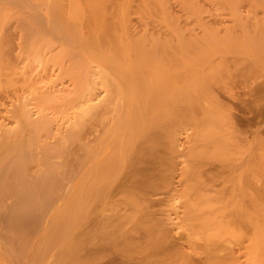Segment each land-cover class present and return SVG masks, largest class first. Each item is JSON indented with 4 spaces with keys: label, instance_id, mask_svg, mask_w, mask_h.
I'll return each instance as SVG.
<instances>
[{
    "label": "bare ground",
    "instance_id": "6f19581e",
    "mask_svg": "<svg viewBox=\"0 0 264 264\" xmlns=\"http://www.w3.org/2000/svg\"><path fill=\"white\" fill-rule=\"evenodd\" d=\"M55 1L53 0V2H55V3H52L51 6H47V5H45L46 3H43L46 6L44 10L47 9L46 10L47 12L51 11L53 13V15H52L53 18L51 16H50V18H52L51 22L54 25V27L56 26L55 27L56 29L53 28L54 30H56L55 32L61 33L64 36V38H66L65 42H67V40H69L72 43L77 44V46L79 45V47L81 45L82 46L81 48L86 47V52L89 49L90 55L91 56L93 55V58L94 57L97 58L98 61L101 60L99 62L103 63L104 66L107 64L106 65L107 68L110 67V69H115V72L117 71L118 75L116 73L114 76L115 77L118 76L119 78L114 77L115 80H111V82H113V83H110V80H109V83L113 84V85L109 86L108 85L109 83L107 84L108 79L106 78L107 81H105L104 76H102V77H103V81L106 82V83H103V84H106V86L104 85V88L110 87L112 89L111 90L109 88L110 91H113V93H115L116 97H118V99L120 100V103H122L121 104L122 105V108H121L122 109V113H121L122 115H119V113H120V111H119V113H118L119 116L118 115L117 116L119 117L120 120L119 119L117 120L115 117L116 120H114V123H116L117 125L114 124V125H116L115 127H113L114 125H112V128H114V129H112V128L110 129V127H109L108 128L109 130H108L106 128L109 132V135L107 134L108 136L106 135V137H104L105 135H100L103 138L99 139V141H97V144L95 146L90 145L91 147L89 146L90 148L88 150L86 149L87 150V157L85 158V159H87L86 163L84 162L83 164H81L79 166L80 168L83 167L82 169H84V166H85L86 170L84 169L85 172L84 171L82 172V170H80L82 172V175H81L82 177L79 175L78 177L79 178L81 177V178L80 179L78 178L79 180L76 178L77 181L75 180V183H71L70 181H67V180L74 179L73 174H71V173H73V171L71 173L67 174L68 171L65 168L67 166L65 164H68L70 162L66 163L65 161H67V160L62 161L65 164L61 162V160H62L61 156L62 157L64 156L63 160L65 159V155H64L65 151L63 153V151L61 149V147L64 145H63V143H61L59 141V140H61V135H60V138L58 137L59 143L62 144L61 147L57 146V142H56V146L54 145L55 148L53 147V145L51 146L52 148L48 147V145H47V148H45V146H44L43 149H41V147L39 146L40 149L43 150V153H42V158L38 159V160H40L38 166L42 165V168L43 167L44 168L42 169L40 167L41 170L40 169L35 170L36 166L33 167V165H31V163L33 164L35 162V161H33V157H32V155H33L32 154V150H33L32 146L37 140H35L33 143H31L34 140L33 136L31 138V134L28 135L29 133H32V131H29L30 128L32 127V123L28 122L29 120L27 119L29 114H27V112L25 110H24L25 112L23 111L24 106H22L23 108L21 107L22 108L21 110L23 111L22 112L20 109H18L19 107L16 109H15V107L13 108L12 106H14V105H12L13 104L12 102L9 103L10 104L9 107L11 109L12 108L14 109V110L12 109L10 112H12V111L16 112L17 111L16 114L18 115V118L22 116L21 114H24V115L22 116V121H19V122H21L20 126H18L19 125L18 124L16 127H13L14 126L13 125L12 126L13 128L11 127L13 130L10 129V127L8 128L10 130L6 129L5 127H4L5 130L0 129L1 130V132H0V234L3 235L4 239L6 240L5 241L6 243L4 242L5 246H3L5 248L0 247V259H1V261H3L2 260L3 257L5 258L4 260H6L10 251L12 252L14 250L13 249L14 245L15 246L18 245V249H20V250H17V252H19V251L21 252L24 249L25 244L27 245L28 240H30V241L32 240L29 238L33 237L34 235H36L37 233L42 231L40 234H43V236L44 235L46 236V238L44 236V238H45L44 242H46V244L43 243L44 246L41 245L43 247V251H41L42 247H41V249H39L37 247V244H36V247L39 250L35 247L37 249V254L36 253L35 254L38 255V252H39V257H40V254H42V255L45 254L46 253V252H44L45 248L47 246L51 245L52 248L53 247L58 248L59 251L58 250L57 251L59 253L55 250L57 252V254L62 255V257H64V258L67 257L68 259L70 258V260L72 259L71 260L72 262H70L72 264H73V262L75 264H95V262L98 263L97 260H100L101 257H100V255H97V253H94L93 256L91 255L92 257L88 254L91 258H89L87 261L85 259L86 262L83 261L84 263H82V260L80 261L77 258L79 250L81 249L80 246L82 247V245H80V244H82L84 242L83 240H85V239L82 240V238L80 239V237H76L77 240H73V238L71 237L72 238L71 240H69V238H68V240H66V237L71 235L70 231L72 229L74 230L76 228L75 226L78 227L79 223H81L82 221L84 222L88 215H90L92 213L95 214L96 208H98V211H99V209L102 208V212H100L101 211L100 210L99 212L97 211V213L95 215H93V216H96V218L100 217L99 218L100 221H98L99 223L96 222V224H99L97 227L98 228L100 227L99 230L107 229V231L105 233L106 235L111 234L114 237H116L117 233L113 232L116 230V228L114 230L110 229L111 231H108V229L110 228L109 226L112 225V227H113V223H119L120 225L124 224L123 222H128V221H130V223H133L132 220L134 219V221H135V219H136L137 221H135V222L138 223V224L136 223V225L138 226V229L140 230V228H142V226L140 227L139 225H143L144 221L145 222L146 221L152 222V220H150V219H152L154 214L153 213L151 214L152 211L149 210V208L151 207L150 204L152 205V203H149L150 199L148 196L149 195L151 196V194H149L148 192L151 191L150 189H153L154 192L156 191L155 188L159 187L158 183L156 184V182L158 180H159V182L166 181V178H164V175L161 174V173L166 172L161 167L162 164L164 163V160L163 161L160 160L159 155L161 156L162 153L157 152V149L159 147L161 148L160 149L161 151L163 149L164 150L168 149L171 146V144L173 143V141H175L176 135L182 136V135H179V133L182 131L187 132L186 129L190 130L187 127L191 126V124H193L192 126L194 127V125H195L194 123H196V125H195L196 127H194L195 128L194 130H196L198 127L199 128L196 131H194L196 133L194 135V143H193V139H192L190 144H188L190 149H189V152H188V150H187V152L191 157L193 156L192 159L197 161V163L194 161L195 162L194 165H196L197 167L198 166L200 167V164H201L200 161L205 160V158L211 157V159L216 160L218 169H215V170H217V175L215 174L216 172H214L213 174H214V176L216 175L215 180L216 179L218 180V183L216 182L218 184V189L216 191L217 192V195H216L217 199L216 200H218V201H216V200L215 201L218 202L219 209H218L217 205H216L217 207H214V208H217L218 211L222 212L223 216L222 215L221 216H222V219H223V217H224V219H226L225 223L228 224L230 226V228L237 227L240 224H243L242 226H244L246 223L250 224L251 221H254L253 220V219H255L254 217H257V216H255V214L258 213L259 209H260L259 212H262L259 214L260 215L263 214L264 213L263 212L264 211V152H263L264 151V138L262 139L261 137L264 136V126L262 127V129L259 130L258 129L259 125H258V126H256L257 127L256 130L254 129L255 131H252V129H253L252 126L251 125L247 126V125L248 124L253 125V123H250V121H247L248 124L246 126L242 125L243 126V127L241 126L242 128L239 126L240 129L238 128L237 129L238 131H237V130H235L236 128L234 129L232 127V124H231L229 126L230 132H228V133L226 132L227 134L225 135V132L223 131V129L226 131L227 126L224 124L226 123L229 125V123L224 121L225 118H222V119H224L223 122H225V123L223 124V122L221 121L220 126H223V125L225 126V128H223L221 130L224 132V135L220 134L221 137L219 136L218 139H217V137L214 138L215 136L212 138V140L214 139V143H213V141L211 143H212V147L214 146L215 151L213 153H208L209 151L207 152V148H208L209 143L207 144L204 142L205 141L204 136H202L203 132L200 128H203L204 126L206 127L207 124L209 123V118H208L209 113L205 114L204 112H202L204 114V116L202 115V113H200L202 115L200 117H202V118L199 117L200 118V120H199V118L197 117V119H196L197 121L193 118V114L195 116L194 111L198 112L200 109L198 100H199L201 94L208 91V87H209L210 82L214 81V79H216L218 77L217 76L218 71L214 68L215 66L211 67L212 64L209 63L210 55L212 53H214V51L219 52L218 50H220V48H221L215 42L216 41L215 36H214V39L212 37L205 36V38H203V40H201L200 42H195V41L190 40V39L182 40V38L181 39L177 38L178 39L177 42H174V43H172L173 40L170 41L169 39H168L169 41L168 40H163V41L158 40V42L155 41V43H154V35H153L154 33L153 34L144 33V35H141L140 37L139 36L138 37L132 36L133 39H130L129 37H131V35L129 34L130 36H127L128 28H125V27L127 26V19H128L127 18V9H128V5H130L131 0H79V5L77 4L78 0H72V1L70 0V3L68 2V4H66V7H64L63 2H61V0H55ZM179 1L184 3L187 10L190 11L189 10V7H190V5H189L190 1L189 0H179ZM226 1H229V3L235 4V3L240 2L241 0H226ZM246 1L249 2L250 4H252L253 7L256 6L255 2L257 0H246ZM42 2H45V1H42ZM164 2H165V0H139L137 12L141 15L148 14L149 16H152L154 18V20H156L155 16L159 15L160 16L159 19L161 22L162 21L165 22L169 28H176L175 21H174L173 17L171 18L166 12V9L164 7ZM43 4H42V6H43ZM80 4H81V6H80ZM65 10H67L68 12L66 13ZM48 14L50 15V13H48ZM81 23H82L83 27L81 26L82 31H79L77 28H78V25H80ZM253 28H264V21L258 22V23L256 22L253 25ZM85 29H86V31H84ZM80 32H83L85 34H81ZM62 35H60V36H62ZM209 36H211V35H209ZM231 41H233V40H231ZM229 47L233 48L235 50H237V49L239 50L241 48L238 45L229 46ZM249 54H252L254 56L253 57L252 55H250L251 57H253L255 59L254 62H258V64H261L262 63L261 61H263V59H264L263 44L256 45L254 48H251V53H249ZM259 62H261V63H259ZM262 64H264V61ZM84 77H86V76H84ZM101 82H102V80L100 81V83ZM114 82H115V84H114ZM103 84L101 83L102 86H103ZM90 85H93V84H90ZM106 88L104 91L106 96L103 95L102 97L103 98L105 97L104 99L108 100L110 97L109 98L107 97L106 92H108L109 90ZM210 88H211V85H210ZM210 88H209V91H211ZM86 90H88V88ZM110 91L108 94L109 96H110ZM38 93H40V92H38ZM22 94H25V93H22ZM84 95H85V93H84ZM82 97H83V95H82ZM17 98L19 99V96ZM22 98H23V96H22ZM79 98H80V96H79ZM18 99H17V101L20 102V100H18ZM104 99H101L102 101L100 99H98V103H99V101H101L100 104H104V103H102L103 101H105ZM110 99H112V98H110ZM23 100H24V98H23ZM114 100H115V98H114ZM121 100H122V102H121ZM35 101H37V100H35ZM199 102H200V100H199ZM252 102H254V101H252ZM120 103H117V104H119V110H121L120 109V107H121ZM112 104H113V102H112ZM20 105H25V104L23 102V104H20ZM97 105H95L94 107L96 108ZM226 105H224V106L226 107ZM248 105H250V104H248ZM17 106H18V104H17ZM100 106L101 105H99V107ZM219 106L221 107V105H219ZM224 106H222V107H224ZM86 107H87V105H86ZM89 107H91V106H89ZM258 107H259V105H258ZM258 107L256 106L257 111H255L256 113H254V117L252 118V122H254L255 124H258L261 122L264 123L263 122V120H264V108H258ZM117 108H118V105H117ZM226 108H228V107H226ZM203 110H205V109H203ZM218 110H219V108H218ZM228 110H229V108H228ZM20 111H21V113H19ZM201 111L202 110H200L199 112H201ZM222 111L225 114L224 110H222ZM14 112H12V113L15 116ZM114 112L116 113V111H114ZM8 113H6V114H8ZM35 113H38V112H35ZM19 114L21 116H19ZM25 115H28V116H25ZM24 116L27 118L23 119ZM227 116L228 115L225 114V117H227ZM213 117H214V115L212 116V118ZM212 118H211V120H212ZM8 119H9V117H8ZM16 119H15V121H16ZM227 119H229V118H227ZM23 120L25 121L24 123H23ZM71 120L74 121V122L70 123V124H72L71 128H72V126L74 128V124H76V122H78V124H81L80 127H78V128H81L82 122L79 123V121L75 122V120H73V119H71ZM11 121H13V120H11ZM227 121H229V120H227ZM3 122L7 123V121L5 122L4 120H3ZM16 122L18 123V121H16ZM26 122H28V124L29 123L30 124L28 125ZM40 122H42V121H40ZM47 122H48V120H47ZM189 122H193V123H189ZM43 123L44 124H42V125H45L44 121H43ZM210 123H212V122H210ZM246 123H244V124H246ZM24 124H27V125H24ZM35 124H36V121L33 125H35ZM22 125L25 128V130H26L25 126H31L30 128L27 127V129L29 128V130H28L29 132L27 134L28 136H27V138L25 137L27 140L26 139L22 140L21 138H19L21 136L17 137L18 127H19V135H21L20 131L24 130ZM69 125H67V126L69 127ZM253 126H255V125H253ZM39 127L40 126H38V129H39ZM246 127L248 129L247 131H249V132L246 131ZM15 128H16V131H15ZM21 128H23V129H21ZM35 128L37 129L36 126H35ZM244 128H245V130H242ZM32 129H33V127H32ZM36 129H34L33 131H36ZM41 129H42V127H41ZM45 129H46V127H45ZM205 129H207L209 131L210 128L206 127ZM25 130L23 132L27 131V130L26 131ZM73 130L75 131V129H73ZM203 130H204V128H203ZM239 130H241V131H239ZM208 131H207V133H208ZM40 132H41V130H40ZM191 132L192 131H190V133ZM194 132H193V134H194ZM36 133H37V131L34 132V134H36ZM246 133H247V135L249 134V136H253V137H251V138H253L252 141H251V139L248 140L249 136H247ZM74 134H76V133H74ZM186 134L188 136V133H186ZM193 134H190L191 138H193L192 137ZM228 134H230L231 136L229 137ZM70 135H71V137H73L72 134H70ZM34 137H35V135H34ZM76 137H78V136H76ZM97 137H98V135H97ZM17 138H19V139H17ZM44 138H45V136L43 134V139ZM79 138H80V136H79ZM186 138H184V140ZM206 138H208V137H206ZM43 139H41V140H43ZM63 139H65V138H63ZM216 139H217V141H215ZM72 140H73V138H72ZM74 140H76V139L74 138ZM187 140H189V139H187ZM67 142H69V140ZM215 143H217V144L215 145ZM40 144H42V143L40 142ZM51 144L49 143V145H51ZM68 147H69V145H68ZM172 147H173V144H172L171 148ZM176 147H177V145H176ZM242 148L245 150V151H243L245 156L242 154V152H240V149L243 150ZM170 149L167 151H170ZM162 152H165V151H162ZM157 153H159V155ZM39 154H41L40 151H39ZM60 154H63V155L60 156ZM185 154H187V153H185ZM241 154L243 157H241ZM54 155H55V157H54ZM57 155L61 158V160L59 157H57ZM68 155L69 154L67 153V158H68ZM69 156L71 158V154ZM162 156H163V154H162ZM39 157H41V155H39ZM49 157L50 158L52 157V158L50 159ZM163 157H161V158H163ZM48 158L50 159V161H48ZM53 158L54 159L59 158L60 164L56 165L54 160L52 161ZM73 158H75V157H72V159ZM169 158H167V159L169 160ZM174 159H176V158H173L172 160H174ZM59 160H56V161L59 162ZM75 161H76V158H75L74 162ZM37 163H38V161H37ZM37 163H36V165H37ZM169 163H168V165H169ZM191 163H192V161H191ZM61 164L65 167H62ZM194 165H192V166L194 167ZM212 165L215 166L213 163L212 164L209 163V167L213 168ZM30 166H32V167H30ZM69 166L71 167V165H69ZM69 166H68V168H69ZM187 167H189V166H187ZM193 167H191L190 171L191 170L192 171L191 172L189 171L188 174L185 171V169H184V171L186 172L187 175H191V176H189L191 181L193 179H195L196 181H199V183L200 182L202 183V180L198 177V171H197L196 167L194 169H193ZM30 168H31V170H30ZM32 168L35 171V173L32 170ZM37 168H39V167H37ZM167 168H166V170H167ZM59 170H61V171H59ZM160 170L163 172H160ZM215 170L213 169V171H215ZM70 171L71 170H69V172ZM187 171H188V168H187ZM185 172L183 174L181 173V175H180V177L182 176V178L184 179L183 180L181 178L180 181H183L184 183L178 181V182H180V184H182L184 186V187L182 186L184 189H182L181 193L184 195L183 192L190 190V192H187L185 194H187V195H188V193L191 194V192L193 191L192 189H194L193 192H196V193L199 192V189H196L199 187L193 188L191 186V185H194V187L196 186L193 182H191L192 183L191 185H188V184H190L189 183L190 180L188 179L187 175H185ZM174 173H175V171H174ZM213 174H210V175H212V177H213ZM66 175H68V177L70 175H72L71 179H68V177L66 179ZM162 176H163V179H165V180L161 179ZM167 176L168 175L166 174L165 177H167ZM169 177L170 176L167 177V180ZM73 181L74 180H72V182ZM213 181H214V179H213ZM65 182L67 184H65ZM69 182L71 184V187H70V185H68ZM204 182L205 181H203V184H204ZM199 183L197 182V185ZM67 185L69 188L67 187ZM156 186H158V187H156ZM198 186H201V185L199 184ZM65 187L68 189L67 193L62 189ZM201 187L202 188H200V189H203V191H205L203 186H201ZM210 188H212V186ZM62 190L65 193V195H63V196L60 195V193H62V192L59 193V191H62ZM146 190H148V192ZM210 190H212V189H210ZM144 191H146V193H148V194H146ZM58 193H59V195H58ZM143 193L146 194L144 197H143V195H144ZM199 193H201V191ZM140 194H142V195H140ZM201 194H204V192ZM201 194H199V197H198L199 200L194 195L195 198L197 199V201H199V202L201 200L200 199ZM140 197H143V198L148 197V199L146 198L145 200L148 201V202L147 201L146 202L148 203L149 208L147 207V203L144 202L145 200L143 198H141V199H143V202H144L143 204L141 203L142 200L139 201ZM183 198L184 197L182 196L181 199H183ZM190 198H192V197H190ZM202 198L204 200V197H202ZM7 199H10L12 201L8 200L11 203H9L8 206H5L6 204L4 205V202ZM188 199H189V197H188ZM207 199L208 198H206L204 201H206ZM210 199L212 200V197ZM210 199H209V201L207 200L209 203H211ZM154 200L155 199H153L151 202H153ZM190 200H192V199H190ZM190 200H188L189 203L190 202L192 203V201H194V200H192V201H190ZM195 201H194V203L197 202V201L196 202ZM203 202L201 201V203H203ZM153 203H155V202H153ZM194 203H192V204H194ZM122 204L126 207L124 208V206H122L123 208L121 207L120 209H123V210L125 209L126 210V211L124 210L125 213H121L122 210L120 212V209L117 208V207H120V205H122ZM214 204H217V203H214ZM3 205H4V207H7L5 211L3 210V208H4ZM100 205H103V206H109L110 205L111 208H107V207L104 208L103 206H101V208H100L99 207ZM191 205L188 204V206L191 208L196 207V206H191ZM127 207L132 208V210H133L132 214L130 212H129L130 215L126 214V212L128 211ZM184 207H185V205H183V211L185 210ZM51 209L53 210V212H50V214H49V210L51 211ZM193 210H196V209H193ZM198 210H200V209L198 208ZM103 211L104 212L105 211L111 212V213L110 214H106V213L103 214ZM130 211H131V209H130ZM187 211H190V210L187 209ZM256 211H257V213H256ZM184 212H186V211H184ZM214 213L216 215H218V213L216 211ZM138 214H139V217H138ZM188 214H190V213H188ZM192 215H193V213H192ZM211 215L212 214L210 213V216ZM219 215H220V212H219ZM219 215H218V217H219ZM204 216H206V215L202 214V219L205 218ZM140 217L141 218L144 217V221H142V223L139 224L138 220H140V219H138V218H140ZM183 217H185V214ZM197 217L199 218V216H197ZM197 217L196 218L193 217V218L197 219ZM258 217L260 218L259 215H258ZM190 218H191V216H190ZM200 218H201V216H200ZM224 219L222 222L225 221ZM45 220H46V223L48 220L52 222V224H51L52 226H50L51 228L48 227L50 229L49 230L47 229L48 231H46V232L44 229L41 231L39 230V232H38L37 229H40L39 228L40 225H42L43 221L45 222ZM187 220H188V218H187ZM49 221H48V223L50 224L51 222H49ZM135 222H134V224H135ZM77 223H78V225H76ZM153 223H154V221L152 222V224ZM225 223H223V224H225ZM49 224H47V226ZM84 224H86V223H84ZM45 225H43V226H45ZM88 225H90V224H88ZM144 225L150 226L151 223L149 225H147L145 223ZM94 226H96V225H94ZM114 226H116V225H114ZM121 226H120V228H122ZM145 226L143 228H145ZM219 226H220V224H219ZM245 226H247V225H245ZM249 226H250V229H252L251 227L253 225L252 226L249 225ZM249 226H247V227H249ZM254 227L258 228V226L257 227L254 226ZM263 227L261 229H264ZM41 228H42V226H41ZM203 228L204 227H202V229ZM81 229L82 228H79V230H81ZM95 229H97V228H95ZM150 229H152V232ZM84 230H82V231H84ZM131 230H133V229L131 228ZM153 230H154L153 227L149 228V231L153 234V236H156L154 234V232H156V231H153ZM118 231H121V229H119ZM136 231H137V229L135 230V232ZM149 231H148V233H149ZM86 232H89V231L86 230ZM135 232H133V233H135ZM222 232L223 231L221 230V233ZM248 232H250V231L248 230ZM81 233H83V232H81ZM95 233H96V231H95ZM120 233L122 234V232H120ZM40 234H39V236H40ZM158 234H160V232H158ZM230 234L231 233H229V235ZM74 235H76V234H74ZM78 235H79V231H78ZM106 235H105V237H106ZM119 235L120 234L118 233L117 238L120 237ZM43 236L40 239L43 240ZM91 236H93V233ZM103 236H104V234H103ZM103 236H102V238H103ZM150 236L151 235L149 234L148 237L151 239V237H153V236H151V237ZM37 237H38V235H37ZM129 237H132V236H129ZM164 237H162V236L160 237L161 243H163L162 240L164 241L165 238L166 239L164 242L167 241V235L165 238ZM170 237H171V235H170ZM259 237L261 238V236H259ZM137 238H139V237H137ZM162 238H164V239H162ZM168 238H169V236H168ZM155 239H157V238H155ZM155 239H154V237L152 238L153 245H155L154 244L156 242ZM81 240H82V242H81ZM125 240H127V239H125ZM160 240H158V242ZM174 240H175L174 238H173V240L170 239L169 241H171V243H169V241H168L167 243H169V244H167V243H165V244H167L166 248L169 247V245H171L170 248H173V250L175 252L174 248H179L180 243L178 241H176L177 239L175 240L176 242ZM2 241H4V240H2ZM91 241H93V240H91ZM111 241H112V238H111ZM114 241L117 242L116 240H114ZM128 241H130V240H128ZM133 241H134V239H133ZM137 241L139 242V240H137ZM150 241H148V242L150 243ZM99 242H101V241H99ZM152 242L150 243L151 245H152ZM88 243L86 242L87 246H88ZM124 243L127 244L128 242L127 243L124 242ZM130 243H132V242L130 241ZM159 243L158 244L156 243L157 246L159 245ZM107 244H105V245L102 244L101 246L103 247V245H104V247H105ZM115 244L117 245V243H115ZM120 244L122 245L123 243L120 242ZM2 245H3V242H2ZM34 245L32 246V244H31L32 247H34ZM92 245L93 244L91 243V245L88 248L90 249V247ZM97 245L99 246L100 244L98 243ZM109 245H110V243H109ZM162 245L164 246V244H161V247H162ZM38 246H39V244H38ZM98 246L96 247L97 249H98ZM125 246H127V245H123V246H121V248L122 247L124 248ZM93 247H95V246L93 245ZM109 247H111V246H109ZM131 247H130V249L132 250ZM147 247H148V245H147ZM52 248H51V250H52ZM121 248L119 247L120 250H121ZM158 248L160 249V246ZM36 249H34V252L36 251ZM99 249H101V248H99ZM224 249H225V247H224ZM230 249H229V252L224 250L226 253L222 254V256L219 255L220 257H217V258H219L220 264L221 263L222 264H228V263L232 264L235 260L239 259V257L236 259L237 255L235 256L234 255L235 252L233 253L232 251H230ZM85 250H87V248H85ZM93 250H96V249L94 248ZM93 250H92V252H93ZM146 250H147V248H146ZM232 250L234 251V249H232ZM40 251L43 253H41ZM100 251H99V253H100ZM164 251H166V249ZM56 252H54L53 254L56 255L55 254ZM134 252H135V249H134ZM157 252H158V250H157ZM157 252L154 251L153 253L156 254ZM216 252H217V250H216ZM222 252H223V250H222ZM21 253H20V256L23 257V255H21ZM30 253H31V251H30ZM80 253H79V256H80ZM113 253H115V252H113ZM124 253H125V251H124ZM127 253H129V251ZM160 253L159 254L162 255V252H160ZM172 253H173V251H172ZM120 254H122V253H119V255ZM123 254H122V256H123ZM33 255H34V253H33ZM42 255H41V257H43ZM117 255H118V252H117ZM119 255L117 256L119 258H117L116 256H114V257L109 256V257H111L109 259H108V257L107 258L105 257L107 259L106 260L103 258L104 260H106L105 262H102L103 260L101 258V260H102L101 263H103V264H122V263L125 264L124 262H126V264H134L135 263V262L133 263L134 260H127L128 255L126 257L127 261L124 259L125 257L119 256ZM131 255L133 256V254H131ZM148 255H147V257H148ZM174 255L175 256L177 255L180 258V261H182V259L185 261H188L187 259L189 258V257H187V255H184L182 252H178V251H177V254H174ZM174 255H173V259L171 258V260H173L172 263L175 262L174 261ZM198 255L200 256V254H198ZM238 255H239V253H238ZM9 256H8V258H9ZM124 256H126V255H124ZM170 256H171V253H170ZM170 256H169V258H170ZM17 257H19V256H17ZM39 257H35V258H38V262L35 259L36 262L34 264H37V263L39 264ZM138 257H139V255H138ZM145 257H146V255H145ZM155 257L156 256H154V258ZM178 257H175V259L177 261H178ZM31 258L29 260L32 261ZM56 258H57V255H56ZM58 258L60 259L61 257H58ZM64 258H61V260L58 259V261L59 262L61 261V264H62V260ZM154 258H153V260H152V258H150V259L152 261H154ZM205 258L208 259L210 257H205ZM135 259L137 260L138 258H135ZM141 259H143V257H141ZM141 259L138 260L137 264H139V263L142 264ZM150 259L148 258L145 260L149 261ZM156 259L157 258H155V261H156ZM65 260H67V259L65 258ZM163 260H164V258H163ZM171 260H169V261L171 262ZM192 260H193V262H191ZM8 261H9V259H8ZM43 261L40 259V262H43ZM55 261H57V260L55 259ZM143 261H144V259H143ZM160 261H162V260L160 259ZM165 261H166V259H165ZM180 261H178L179 263L178 262L177 263L182 264V263H180ZM145 262H144V264H145ZM156 262H155V264H156ZM163 262L164 261H162V263ZM166 262H168V261H166ZM188 262L190 264H199V263L201 264L204 261H201L199 258L198 259L197 258L192 259V257H190V261H188ZM207 262H206V264H209V262L208 263ZM162 263L159 262V264H162ZM0 264H2V263H0ZM32 264H33V262H32ZM47 264H48V262H47ZM51 264H52V262H51ZM152 264H154V263H152ZM165 264H167V263H165Z\"/></svg>",
    "mask_w": 264,
    "mask_h": 264
},
{
    "label": "rangeland",
    "instance_id": "374dc122",
    "mask_svg": "<svg viewBox=\"0 0 264 264\" xmlns=\"http://www.w3.org/2000/svg\"><path fill=\"white\" fill-rule=\"evenodd\" d=\"M39 1L40 0H0V124H1L0 129L5 130V128L8 129L9 127H10V129H12L13 127H16L18 124H19L18 126H20L21 122H19V121H22V116L24 114H21L22 116L19 114V116H21V117L18 118V115L16 114L17 111L16 112L12 111L15 113V116L10 111L14 107H15V109L19 107L18 109L21 110L23 108L22 106H24L23 111L25 110L27 112V114H29V116L25 115V116H28V118L24 116L23 119L27 118L29 120L28 122L32 123L33 129L31 126H25L26 130H27L26 131L22 125V127L24 128V130L27 133L23 132L24 130H22V131H20L21 135H19V127H18L17 137L21 136L19 138L24 140L27 138L28 135L31 134V138L33 136V139H34V140L32 139L33 141L31 143H33L35 140H37L32 146L33 147L32 157H33V161H35V162L33 164L31 163V165H33V167L36 166L35 170H37V169L41 170L42 165L38 166L39 161H40L38 159L42 158V153H43V150H41V149H43L44 146H45V148H47V145L50 148H52L51 146L53 145V147L55 148L56 142H57V146L61 147L62 146L61 143H63L64 146H62L61 149H62L63 153L65 151V154H64L65 159L63 160L64 156L63 157L61 156L63 154H60L62 160L58 155H57V157L60 158L61 162L65 161V160H67V161H65L66 163L70 162L68 164H65L64 162H62L65 165H67L66 167L63 166L62 164L61 165H62V167H65L67 169V171H68L67 174L71 173L73 171V173H71V174H73L74 179H72V180H74V181L73 182H72V180H67V181H70L71 183H75V180L77 181V179L79 178L78 176L79 175L81 176L82 172L85 169V166H84V169H82L83 167L80 168L79 166L81 164H83L84 162L86 163L87 159H85V158L87 157V150L91 147L90 145L95 146L97 144V141H99V139L103 138L100 135H105L104 137H106L107 134L109 135V132H108L109 129L108 128L110 127V129H111L112 125L116 124V123H114V120H116V119L118 120L119 119L118 116L122 115L121 114L122 113V109H121L122 103H120V100L118 99V97H116L115 93H113V91H110V89H111L110 87H109L110 89L106 88V87L105 88L110 91V96H109L108 95L109 91L107 90L108 91V92H106L107 97L108 98L110 97L112 99L109 98L110 100L108 99L109 100L108 101V100L104 99L105 97L104 98L102 97L103 95H105L104 85L106 86V84H103L106 82L103 81L102 76H104L105 81H107L106 78L108 79L107 84L109 83V80H110V83H113V82H111V80H115L114 75L117 73V71L115 72V69H110V67L107 68L106 63H105L106 65L104 66L103 63L99 62L101 60L98 61L97 58H95V57L93 58V55L92 56L90 55V50L88 48H87L88 50L86 52V47L81 48L82 47L81 45L79 47V45L77 46V44L72 43L69 40H67V42H65L66 38H64V36L61 33H57V32H55L56 30H54V29H56L55 28L56 26L54 27V25L51 22L52 18H53V16H52L53 13L51 11L47 12L46 11L47 9L44 10L46 7L45 5L51 6L52 3H55L56 1L55 0H54L55 2H53V0H41L40 2ZM42 1H45V2H42ZM189 1H190V4H189L190 5L189 10L190 11H188L185 4L180 2L179 0H165L164 7L166 9V12L171 18L173 17V19L175 21V26H176V28H169L165 22L160 21L159 15L155 16L156 20H154V18L152 16H149L148 14H145V15L139 14L137 12L139 0H131L130 5H128V9H127V18L128 19H127V26L125 28H128L127 36L131 35V37L132 36L133 37H135V36L140 37L141 35H144V33H146V34L147 33H149V34L154 33L153 34L154 35V43H155V41L158 42V40L163 41V40H168V39L170 41L173 40L172 43H174V42H177V40L179 38L180 39L182 38V40L190 39V40H193L195 42H200L201 40H203V38H205V36L212 37L213 39L215 36V39H216L215 42L221 48H220V50H218L219 52L214 51V53H212L210 55L209 63H211L213 65V66L211 65V67L215 66L214 68L218 71V75H217L218 77L216 79H214V81L210 82L209 87H208V91L204 92L205 94L204 93L201 94V96L199 98L200 102L198 100V103L200 106L199 111L200 110H202V111L201 112L198 111L199 113L197 111H194L195 116L193 114V118L196 120L197 117L199 118L202 115L204 116V114L202 112H204L205 114L209 113V115H208L209 123L206 126V127L210 128L209 131L207 129H205L206 128L205 126L203 127L204 130H203V128H200V129L203 132L202 136H204V140H205L204 142L207 144L209 143L208 148H207V152L209 151L208 153H213L215 151V149H214V146L212 147L211 142L213 141V143H214V139L212 140V138L215 136L214 138L217 137V139H218L220 134L224 135V132L226 135L228 132H230L229 126L231 124H232V127L234 129L236 128L235 130H237L238 128L240 129V127L242 125L246 126L248 124L247 121H250V123H253V125H255V126H253L252 124L247 125V126H250V125L252 126V128H253V129L251 128L252 131H255L257 128L256 126H258V125H259L258 126L259 130L262 129V127L264 126V123H262V122L258 123V124H255L254 122H252V118L254 117V113H256L255 111H257L256 106L258 107V105H259L258 108H264V64H262L264 59H263V61H261L262 63L259 62L261 64H258V62H254L255 61V59L253 58L254 56L252 54H249V53H251V48H254L256 45L263 44V47H264V28H253V25L256 22L258 23V22L264 21V0H257L255 2L256 6H254V7L252 6V4H250L246 0L245 1L241 0L240 2L235 3V4L229 3V1H226V0H189ZM61 2H63L64 7H66V4H68V2L70 3V0H63V1L61 0ZM43 3H46V4L44 5ZM42 4H43V6H42ZM77 4L79 5V0L77 1ZM80 6H81V4H80ZM65 12L67 13L68 11L65 10ZM48 13H50V15ZM50 16L52 18H50ZM81 26H82V23L80 25H78L77 29L79 31H82ZM84 31H86V29ZM80 33L85 34L83 32H80ZM60 35H62V36H60ZM209 35H211V36H209ZM131 37H129V38L133 39V37L132 38ZM231 40H233V41H231ZM234 45H238L241 48L239 50L238 49L235 50V49L229 47V46H234ZM250 55H252L253 57H251ZM117 75H118V73H117ZM84 76H86V77H84ZM115 78H119V77L117 76ZM101 80H102L101 83L103 84V86L100 83ZM110 83L108 84L109 86L113 85ZM90 84H93V85H90ZM114 84H115V82H114ZM210 85H211L212 89L210 88ZM87 88H88V90H86ZM209 88L211 91H209ZM38 92H40V93H38ZM22 93H25V94H22ZM84 93H85V95H84ZM82 95H83V97H82ZM16 96L17 97L19 96V99ZM22 96H23L24 100H23ZM79 96H80V98H79ZM112 96L115 98V100ZM17 99L20 100V102L17 101ZM98 99H100V100L104 99L105 101L102 102L104 104H100L102 100L99 101V103H98ZM35 100H37V101H35ZM252 101H254V102H252ZM10 102H12L13 103L12 105H14V106H12L13 107L12 109L9 107ZM23 102L25 105H20V104H23ZM112 102H113V104H112ZM121 102H122V100H121ZM117 103H120V106H121L120 109L121 110H119V104H117ZM17 104H18V106H17ZM94 104L95 105L98 104L97 105L98 107L96 106V108H95ZM116 104L118 105V108H117ZM223 104L224 105L227 104L226 107H228L229 110ZM248 104H250V105H248ZM86 105L88 108L86 107ZM99 105H101V106L99 107ZM219 105H221V107ZM89 106H91L92 108ZM222 106H224V107H222ZM217 107L219 108V110ZM203 109H205V110H203ZM222 110H224L225 114L228 115L227 117H225V114L223 113ZM21 111L19 113H21ZM114 111H116L117 114ZM119 111H120V113H119ZM35 112H38V113H35ZM6 113H8V114H6ZM118 113H119V115H118ZM200 113H202V115ZM213 115H214V117L212 118ZM8 117L10 120L8 119ZM115 117H116V119H115ZM200 118H202V117H200ZM200 118H199V120H200ZM211 118H212V120H211ZM222 118H225V120ZM227 118H229V119H227ZM15 119H16V121H18V123L15 121ZM71 119L75 120V122L76 121H79V123L82 122L81 128H78L81 125V124H78V122H76V124H74V128H73V126L71 128L72 124H70V123L74 122ZM226 119L229 121H227ZM3 120L5 122L7 121V123H4ZM11 120H13V121H11ZM39 120L42 122H40ZM47 120H48V122H47ZM223 120L225 122L229 123V125L226 124L225 122H223ZM35 121H36L37 125L36 124L33 125L35 123ZM43 121L45 122V125H42V124H44ZM221 121L223 122V124L225 123L224 125L227 126L226 131L223 129V128H225L224 125L220 126ZM24 122L25 121L23 120V123ZM28 122H26V123L28 124ZM210 122H212V123H210ZM263 122H264V120H263ZM189 123H193V122H189ZM244 123H246V124H244ZM27 124H24V125H27ZM194 124L196 125V123H194ZM67 125H69V127ZM116 125H114L113 127H115ZM192 125L193 124H191V126L187 127L188 129H190V130L186 129L187 132L182 131L179 133V135H182V136L176 135V139L172 143L173 149L171 148L172 144H171V146L169 145L170 147L168 146L169 148L167 147L168 149L162 150L165 152H162L160 150L161 149L160 147L157 149V152H161L163 154V156L165 155L163 157L161 153H160L161 156L159 155V153H157L160 157V160H162V161L164 160V163L162 164L161 167L166 172L161 173V174L164 175V178H166L167 182L166 181L159 182V180H158L156 182V184L158 183V186L160 188L158 186H156L158 188H155V190H156L155 192L153 189H150L151 190V191L149 190L150 192H148V190H146L149 194H151V196L149 195L148 197L150 199L149 203H152V205L150 204V206H151L150 208L152 210L148 207L149 206L147 203L148 201L145 200L146 198L148 199V197L143 198L146 194H148V193H146V191H144L146 194L143 193L144 194L143 197H140V199H139V201L142 200V202H141L142 204L147 201L146 202L147 207L149 208L150 211H152L151 214L152 213L154 214V216L152 215L154 218L152 217V219H150V220H152V222L154 221L155 224L154 223L152 224V222H148V221L145 222L144 217L138 218V219H140V220H138L139 224L142 223V221H144L143 225L145 223L147 225H149L151 223V225H152V226L150 225L151 227L144 225L145 228H143L144 227L143 225H139L140 227L142 226V228H140V230H139L138 226L136 225L137 222H135V221H137L136 219H135V221H134V219L132 220L133 223H130V221L123 222L124 224H121L122 226L119 223H113V227H112V225L109 226L110 228L108 227L109 228L108 231H111L110 229L114 230L116 228L115 231H113V230L112 231L116 232L117 235H118V233L120 234L119 235L120 237L117 238L118 237L117 235H116V237H114L111 234L106 235L105 233H106L107 229L104 230L101 228L102 230H99L100 227L99 228L97 227L99 224H96V222L100 221L99 220L100 217L96 218V216H93L98 211V208H96L95 214L92 213V214L88 215L86 220L84 222L82 221L83 223L82 222L79 223L80 226L78 225V223L76 224V225H78L79 228H82L81 230H79V228L77 226H75L76 228L74 230L72 229L70 231L71 235L66 237V240H68V238H69V240H71L72 238H73V240H77L76 237H80V239L82 238V240L85 239V240H83L84 242L82 244H80V245H82V247L80 246L81 249L79 248L80 249L79 253L81 252L80 256H79V253L77 256V258L80 261L82 260V263L86 262L89 258H91L94 255V253H97V255H100V257L102 258L103 261L100 258V260H97L98 263L95 262V264H103V263H101V261L105 262L107 260L106 259L107 257H108V259L111 258L109 256H113V257L116 256L117 257L119 255V253L123 254L125 251L123 256H122V254H120L119 256L125 257L124 259L126 260V257L128 255L129 259L127 258V260H134L133 263L135 262L136 264L138 263V260L141 259V257H143V259H144V261H143V259H141L142 264H144L145 261H146L145 264H149V263L155 264L156 261H157L156 264H159V262L162 263V261H164L162 264H165V263H167V264H178L179 263L178 261H180V258L177 255L176 256L174 255V254H177V251H178V252H182L184 255H187V257H189L187 259L188 261H190V257H192V259L193 258H195V259L199 258L201 261L205 262V263L203 262L204 264H206L207 261L209 262V264H220L219 258H217V257L222 256V254H225L226 252L224 250L229 252V249L231 248L230 251H232L233 253L235 252V254H234L235 256L237 255L236 259L239 257V259L235 260L234 261L235 263L233 262L232 264H264V229H261L264 226V213L261 214L262 215L261 216L259 213H262V212H259L260 211V209H259L258 213L256 211L257 214H255V213L254 214L257 217L259 215L260 218L254 217L256 220L253 219L254 221H251L250 224L249 223L245 224L247 226L253 225L251 227L252 229H250V226L249 227H247L245 225L242 226L243 224H240V225L238 224L239 226L236 225L237 227L230 228V226L225 223L226 219H224V217H223V219L225 221L222 222L223 221V219H222L223 215H222L221 211H218L219 205H218V202H216V201H218V200H216L217 199V196H216L217 192L216 191L218 189V184H217L218 180L217 179H216L217 181L215 180L216 175H217V170H215V169H218L217 162L215 159L213 160L210 157V158H205V160L200 161L201 162L200 167L199 166L197 167L196 165H194V163L195 162L197 163V161L192 159L193 156L191 157L188 154L189 149H190L188 144H190L192 139H193V143H194V135L196 134L194 131H196L199 127L196 130H194L195 129L194 127H196V126L194 125V127H193ZM35 126L37 127V129L35 128ZM38 126H40L39 129L41 130V132L38 129ZM27 127H29V128L31 127L30 130H29V128L27 129ZM41 127H42V129H41ZM45 127H46V129H45ZM23 128H21V129H23ZM10 129H8V130H10ZM34 129H36V131H37L36 134H34V132H36V131H33ZM73 129H75V131ZM112 129H114V128H112ZM222 129L224 132L221 131ZM28 130L32 131V133L28 134V132H29ZM242 130H245V128ZM247 130L248 129L246 127V131ZM15 131H16V128H15ZM190 131H192V132L190 133ZM207 131H208V133H207ZM239 131H241V130H239ZM0 132H1V130H0ZM193 132H194V134H193ZM247 132H249V131H247ZM74 133H76V134H74ZM186 133H188V136ZM43 134L45 136L44 139H43ZM70 134H72L73 137H71ZM190 134H193L192 135L193 138H191ZM34 135H35V137H34ZM60 135H61V140H59ZM97 135H98V137H97ZM228 135H229V137L231 136L230 134H228ZM246 135H247V133H246ZM76 136H78V137H76ZM79 136H80V138H79ZM247 136H249V134ZM183 137L184 138L187 137V138L184 140ZM206 137H208V138H206ZM251 137H253V136H249L248 140L251 139V141H252L253 138H251ZM19 138H17V139H19ZM63 138H65V139H63ZM72 138H73V140H72ZM74 138L76 140H74ZM261 138L263 139L264 136ZM41 139H43V140H41ZM187 139H189V140H187ZM217 139L215 141H217ZM58 140L61 143H59ZM68 140H69V142H67ZM40 142L42 144H40ZM49 143L50 144L52 143V144L49 145ZM216 144L217 143H215V145ZM68 145H69V147H68ZM176 145H177V147H176ZM39 146L41 147V149ZM169 149H170V151H167ZM38 150L41 152V154H39ZM187 150H188V152H187ZM243 151H245V150L240 149V152H242V154L245 156ZM67 153L69 155L71 154V158L69 155L67 158ZM185 153H187V154H185ZM242 154H241V157H243ZM39 155H41V157H39ZM54 157H55V155H54ZM72 157L76 158L75 162H74L75 158L72 159ZM161 157H163V158H161ZM49 158H48V161H50V159H51V158L50 159ZM59 158L58 159L53 158L52 161L54 160L55 164L59 165L60 164ZM167 158H169L170 161ZM173 158H176V159L172 160ZM82 159L83 160L85 159V160L83 161ZM56 160H59V162H57ZM37 161H38V163H37ZM191 161H192V163H191ZM167 162L169 163V165ZM36 163H37V165H36ZM209 163L210 164L213 163L215 166L212 165L213 168L209 167ZM69 165H71V167ZM192 165H194V167ZM68 166H69V168H68ZM187 166H189V167H187ZM30 167H32V166H30ZM37 167H39V168H37ZM191 167H193V169L196 167V169L198 171V177L202 180V183L201 182L199 183V181H196L195 179H193L191 181V179L189 177L191 175H187L189 173ZM166 168H167V170H166ZM187 168H188V171H187ZM184 169L187 172V174L184 171ZM213 169L215 171H213ZM30 170H31V168H30ZM32 170H33V168H32ZM61 170H59V171H61ZM69 170H71V171L69 172ZM80 170H82V172ZM174 171H175V173H174ZM183 171L185 172V175H187L188 179L190 180V182H189L190 184H188V183L187 184L191 185L192 184L191 182H193L196 186L195 187H194V185H191V186L193 188L199 187L196 189H199V192L201 191V193L204 192V194H201L199 192H197V193L193 192L194 189H192L193 191L191 192V194L188 193V195L185 193L190 192V190L183 192L184 195L181 193L182 189H184L183 188L184 186L182 184H180V182L184 183L183 181H180L182 178V176L180 177V175ZM160 172H163V171L160 170ZM214 172H216L215 176L213 174ZM34 173H35V171H34ZM166 174L168 176H170L171 178L169 177L170 179L168 178V180H167L168 176L165 177ZM210 174H213V177ZM71 176L72 175H70L69 176L70 178H69L68 175H66V179H67V177H68V179H71ZM161 179H163V176ZM213 179L215 182L213 181ZM163 180H165V179H163ZM178 181H180V182H178ZM203 181H205L204 184H203ZM70 182L68 185H70V187H71ZM197 182L201 186H203L205 191H203V189H200L202 187L198 186L199 184L197 185ZM65 184H67V183L65 182ZM68 185H67V187H68ZM211 186H212V188H210ZM62 189L67 193L68 189L66 187L62 188ZM210 189H212V190H210ZM63 190L59 191V193L62 192V193H60L61 196L65 195ZM59 193H58V195H59ZM199 194L202 195V196L200 195V197H201L200 202L197 201ZM140 195H142V194H140ZM194 195L197 197V199L195 198ZM182 196L184 197L183 199H181ZM187 196L189 197V199ZM190 197H192V198H190ZM202 197H204V200L206 198H208L207 199L208 201L212 197V200L210 199L211 203H209L207 200H206L207 202L204 201ZM141 198H143L145 201L143 202V199H141ZM186 198L188 200H190V199H192L194 201L196 200L198 203L196 201H195L196 203H194V201H192V200H190V201H192V203H194V204H192L191 202L189 203V201ZM153 199H155L153 202H155L156 204L151 202ZM8 200H10V199H7L4 202V205L6 204L5 206H8L9 203H11L10 201H12V200H10V201H8ZM201 201L202 202L204 201V202L201 203ZM214 203H217V204H214ZM188 204H190V205L192 204L191 206H196V207L191 208L188 206ZM4 205H3V207H4ZM183 205H185L184 211H186V212L183 211ZM216 205L218 206V209L214 208V207H217ZM101 206H103V205H100L99 207L101 208ZM122 206H124V205L122 204V205H120V207H117V208L120 209ZM103 207L104 208H106V207L111 208L110 205L109 206H103ZM125 207L126 206H124V208ZM197 207L200 210H198ZM6 208L7 207H4L3 210L5 211ZM129 208L130 207H127V210H128L126 212L127 215L129 214V212L131 214L133 213L132 208H130L131 211ZM187 209L190 211H187ZM193 209H196V210H193ZM121 210H122V212H121ZM124 210L120 209V212L125 213L126 210L125 211ZM99 211L102 212V208L99 209ZM215 211L218 213V215L220 212V215H219L220 218L218 217V215H216L214 213ZM50 212H53V210L52 209H51V211L49 210V214H50ZM191 212L193 213V215ZM104 213L110 214L111 212H106V211L104 212L103 211V214ZM188 213H190V214H188ZM210 213L212 214L211 216H210ZM184 214H185V217H183ZM202 214L206 215V216H204L205 218H203V219H202ZM189 215L191 216V218ZM194 215L196 217L199 216V218L197 217V219H194V218H196ZM200 216H201V218H200ZM138 217H139V214H138ZM187 218H188V220H187ZM48 221L46 223V220H45V222L43 221L42 225L39 224L40 229H37L38 232H39V230L41 231L43 229L46 232L51 228L50 226H52L51 225L52 222L49 221V222H51L49 224ZM134 222H135V224H134ZM84 223H86V224H84ZM223 223H225L226 225ZM47 224H49V225L47 226ZM88 224H90V225H88ZM219 224H220V226H219ZM43 225H45V226H43ZM94 225H96V226H94ZM114 225H116L117 227ZM41 226H42V228H41ZM120 226L122 228H120ZM254 226H256V227L258 226V228H255ZM48 227H50V228H48ZM152 227L154 228L153 231H156V232H154V234L156 236H153V234L151 233L152 229H150L151 232L149 231V228H152ZM202 227H204V228L202 229ZM95 228H97V229H95ZM131 228L133 230H131ZM76 229L79 231V235H78V231ZM119 229H121V231H118ZM134 229L135 230L137 229V231L135 232ZM82 230H84V231H82ZM86 230H88L89 232H86ZM221 230L223 231L222 233H221ZM248 230L250 232H248ZM95 231H96V233H95ZM148 231H149V233H148ZM41 232H39L36 235H34L33 237L29 238L32 240L31 241L28 240L27 245L25 244L24 249L21 251L23 254L20 251L17 252V250H20V249H18V245L17 246L14 245L13 249L15 251L13 250L12 251L13 253L10 251V253L8 254V256L10 255L9 258L7 256L6 260H4L5 258L3 257V259H2L3 261H1V259H0V261H1L0 263H2V264H9V263L10 264L11 263L12 264H32V262H33V264H34L36 262V260L38 262V258H35V257H39V252H38V255H36L37 249L38 248L41 249V247H42L41 245L44 246V244H46V242H44V239L46 238V236L44 235L45 236V238H44L43 234H40ZM81 232H83V233H81ZM120 232H122V234ZM133 232H135V233H133ZM158 232H160V234H158ZM92 233H93V236H91ZM102 233L104 234V236ZM226 233L228 235H229V233H231V234L228 236ZM39 234H40V236H39ZM74 234H76V235H74ZM149 234L151 236H153L154 239L157 238V239H155L156 242L154 241L155 245H153V242H152L153 237L150 236L151 239L148 237ZM37 235H38V237H37ZM101 235L103 236V238ZM105 235H106V237H105ZM166 235H167V241L164 242L166 239L165 238ZM170 235H171V237H170ZM2 236L3 235L0 234V247L5 248L3 246H5L4 242L6 240L4 239V236L3 237ZM42 236H43V240L40 239V238H42ZM129 236H132V237H129ZM161 236L162 237L165 236L164 237L165 239L162 238V239H164V241L162 240L163 243H161V240H160ZM168 236H169V238H168ZM259 236H261L262 239ZM137 237H139V238H137ZM111 238H112V241H111ZM173 238L175 240L177 239L176 241H178L180 243L179 248H174L175 252H174L173 248H170L171 245H169V247L166 248V245L171 243V241H169V240L170 239L173 240ZM1 239L4 241H2ZM125 239H127V240H125ZM133 239H134V241H133ZM82 240H81V242H82ZM91 240H93V241H91ZM114 240H116L117 242H115ZM128 240H130L132 243H130V241H128ZM137 240H139V242ZM158 240H160L159 242L161 244H164V246L162 245V247H161V244L158 242ZM99 241H101V242H99ZM148 241H150V243L152 242V245ZM168 241H169V243H167ZM2 242H3V245H2ZM86 242L87 243L89 242L88 246H87ZM120 242H122L123 244L121 245ZM124 242H126V243L128 242V243L125 244ZM91 243L95 247H93V245H92L89 249L88 247L91 245ZM98 243L100 244L99 246L97 245ZM109 243H110V245H109ZM115 243H117V245ZM156 243L157 244L159 243V245L157 246ZM165 243H167V244H165ZM31 244H32V246L35 244L34 247H32ZM36 244H37L38 248L36 247ZM38 244H39V246H38ZM102 244H104V245L107 244V245L105 247L103 245V247H104L103 248L101 246ZM123 245H127V246H125L124 248L123 247L121 248V246H123ZM147 245H148V247H147ZM49 246H47L45 248L44 252H46L45 253L46 255L40 254V257L42 255L44 258L39 257V264H45V263L47 264V262H48V264H51V262H52V264L53 263L54 264H61V261L60 262L58 261V259H59L58 257H61V258H64V257H62V255H60V254H57V252L59 251L57 247L52 248L51 245H49ZM97 246H98V249L96 248ZM109 246H111V247H109ZM144 246L147 248L148 251L146 250V248ZM152 246L153 247L155 246L154 248L156 250ZM159 246H160L161 250L158 248ZM119 247L121 248V250L119 249ZM130 247L132 248V250L130 249ZM224 247H225V249H224ZM51 248H52V250H51ZM85 248H87V250H85ZM94 248L96 250H93ZM99 248H101L102 250ZM162 248L164 250L166 249V251H164ZM34 249H36L35 252H34ZM91 249L93 250V252ZM134 249H135V252H134ZM232 249H234V251ZM55 250L56 251L58 250V251L56 252ZM153 250L156 252H157V250H158V252L159 251L162 252L163 256L160 255L161 254L160 252H159L160 254L158 252L156 254L153 253L154 252ZM171 250L173 251V253ZM216 250H217V252H216ZM222 250H223V252H222ZM30 251H31V253H30ZM41 251H43V247H42ZM99 251H100V253H99ZM128 251H129V253H127ZM32 252L34 253L35 256L33 255ZM54 252H56L55 254L57 255V258H56V255L53 254ZM113 252H115V253H113ZM117 252H118V255H117ZM20 253H21V255H23V257L20 256ZM41 253H43V252H41ZM170 253H171L172 257L170 256ZM238 253H239V255H238ZM88 254L90 256L91 255L92 256L90 257ZM131 254H133V256ZM167 254L170 256V258ZM172 254L174 255V261H175L174 263H172L173 260H171V258L173 259ZM198 254H200V256ZM124 255H126V256H124ZM138 255H139V257H138ZM145 255H146V257H145ZM147 255H148V257H147ZM17 256H19V257H17ZM154 256H156L155 258H157L156 261H155ZM175 257H178V261L175 259ZM205 257H210V258L207 259ZM30 258L32 259V261L29 260ZM61 258L59 260H61ZM65 258L67 260H65ZM65 258L62 260V264H65V263L66 264H72V263H70V262H72L71 261L72 259L70 260V258L69 259L67 257H65ZM103 258L106 260H104ZM117 258H119V257H117ZM135 258H138V259L136 260ZM148 258L149 259L152 258V260L154 258L155 262L152 261L151 259H150L151 261L145 260ZM163 258H164V260H163ZM8 259H9V261H8ZM40 259L42 261L43 260L44 261L40 262ZM55 259L57 261H55ZM85 259H86V261H85ZM160 259L162 261H160ZM165 259L168 262H166ZM169 260H171V262ZM182 261H180V263L190 264L188 261H185L183 259H182ZM191 262H193V260ZM124 263L126 264V262H124ZM203 263H201V264H203ZM73 264H75V263L73 262ZM228 264H230V263H228Z\"/></svg>",
    "mask_w": 264,
    "mask_h": 264
}]
</instances>
